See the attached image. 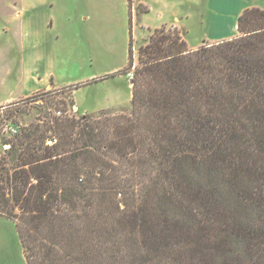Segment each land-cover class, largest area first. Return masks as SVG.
I'll use <instances>...</instances> for the list:
<instances>
[{
	"label": "trees",
	"instance_id": "1",
	"mask_svg": "<svg viewBox=\"0 0 264 264\" xmlns=\"http://www.w3.org/2000/svg\"><path fill=\"white\" fill-rule=\"evenodd\" d=\"M174 29L137 64L131 30L130 113L2 137L0 216L27 264H264V10L196 49Z\"/></svg>",
	"mask_w": 264,
	"mask_h": 264
},
{
	"label": "crops",
	"instance_id": "2",
	"mask_svg": "<svg viewBox=\"0 0 264 264\" xmlns=\"http://www.w3.org/2000/svg\"><path fill=\"white\" fill-rule=\"evenodd\" d=\"M19 1L5 0V6H9L11 11L3 12L6 13L4 15L7 18V22L5 31L0 32V105L11 104L40 90L45 91L50 88L58 89L76 83H86V81H92L101 76L117 73L128 65L129 58L127 62L125 61L117 67H108L99 72L87 74L82 80L72 83L59 82L53 62V54L64 53L63 51L58 52L55 50L56 48L52 47V29L69 28L70 25L74 27L89 25L99 28L100 26L92 24V21L98 18V15L95 13L94 7L84 5L82 0L77 1L84 7V10L80 18L75 20H71V18L64 19L60 10H57L58 14L55 15L53 11H55L56 7L51 8L49 6L50 0ZM89 1L90 4L98 3V0ZM58 3V6L61 5V2ZM124 7L129 13L130 54L134 14H136V21L144 24L141 27L142 34H144L143 29L151 31L163 26L177 28L189 48L195 49L206 42L213 43L238 36L239 16L247 8L259 7L264 10V0H133L132 7L130 6V0H125ZM153 11L156 13L157 21L151 24L147 14ZM71 12L74 13L71 17L78 15L76 8L71 9ZM141 14L142 18L140 20ZM106 16L108 17L107 14ZM69 22L72 24L68 25ZM194 23H196L195 26L201 29L202 35L196 44H191L189 34ZM96 29L94 30L96 39L92 37L90 42L91 54L90 57L88 56L90 61L102 57V55H98L99 53H97L98 50L96 49L98 45L96 40L100 36ZM17 51H21L22 55L20 57L15 54ZM105 51L106 58H108V48ZM15 55L17 56V61L14 60ZM116 76L119 81L123 79L122 75ZM110 80L107 79L102 84ZM96 84L92 83L91 85H100L99 83ZM127 92L128 96L126 99L130 101L133 96L131 83L127 86ZM122 95V89L118 87L112 88L111 91L95 99L91 107L97 106L101 108L103 105H124ZM82 105L83 103L79 104L77 102L78 108H81ZM82 107L85 108L86 106L83 105ZM1 145L3 146L2 141L0 142Z\"/></svg>",
	"mask_w": 264,
	"mask_h": 264
},
{
	"label": "rangeland",
	"instance_id": "3",
	"mask_svg": "<svg viewBox=\"0 0 264 264\" xmlns=\"http://www.w3.org/2000/svg\"><path fill=\"white\" fill-rule=\"evenodd\" d=\"M58 2H61V5L58 6ZM82 3L91 6L92 8L94 7V11L98 15V18L94 19L92 24L100 27H91L89 25L74 27L70 25L72 23L69 22V28L61 27L60 29H52V47L56 48L55 50L58 52L63 51L64 53L53 54L55 70L59 82L61 83H72L80 79L82 80L87 74L89 75L90 73L99 72L108 67H117L123 62H127L128 58H130V22L129 13L124 7L125 0H98V3L95 2L91 4L89 0H82ZM49 6L51 8L56 7L55 11H53L55 15L58 14L57 10H60L64 19L71 18V20L80 18V15L84 10V7L77 0H50ZM75 8L78 10V15L71 17L74 14L71 12V9ZM9 11H11V8L5 6V0H0V32L5 31L4 29L7 22V18L5 17L6 13L3 12ZM106 14L108 17H105ZM147 16L151 20V24H153L152 22L157 21L156 13L154 11L148 13ZM141 18L142 14L140 15V20ZM142 25H144L142 22L139 23V21H136V14H134V27L132 30L133 36L135 37L133 40V52L136 64L138 63L140 46L149 41V37L154 31V29L151 31L143 29L144 34H142ZM195 25L196 23L192 26L191 33L189 34L191 44H196L202 35L201 29ZM95 29L100 34L99 39L96 40L98 42L96 48L98 50L97 53L104 58L99 57L90 61V42L92 37L96 39V35H94ZM169 29H171V31H176L173 27H167L168 31ZM106 48L109 50L107 53L108 58H106ZM15 54L18 57L22 55L21 51H17ZM16 55L14 60L17 61ZM60 56L64 58H61ZM127 66L123 67L120 71H123ZM118 73L119 72L115 73V76L109 74L98 77L96 78L98 80L95 82H90L86 85L82 84L79 88H75L74 86L81 83L68 85L58 89L50 88L45 91L40 90L29 96L22 97L11 104L0 105V142L2 141V137L11 138L10 134L4 131L6 125L20 127L27 126L32 122H42L44 119H48L49 115H58L55 112V109H65L66 111L62 110L63 115H74L75 117L81 116L85 113H94L102 117H113L114 115L130 113L132 110L133 96L130 101L126 98L128 96L127 86H129V83L132 84L133 94L132 77L128 75L130 72ZM116 75H122L123 79L121 81L117 80L118 78L116 79ZM107 79L111 80L102 84ZM92 83H99L100 85L94 86L91 85ZM115 87L122 89L123 101H121L124 105H103L101 108H98L97 106L91 107L95 99H98L100 95L102 96L104 93L111 91L112 88L114 89ZM75 91H77L76 94H74ZM77 102L79 104L83 103L87 108L82 107L83 105L81 108H78ZM3 148L5 147L1 145L0 153L3 151ZM0 264H27L15 222L1 217Z\"/></svg>",
	"mask_w": 264,
	"mask_h": 264
},
{
	"label": "built area",
	"instance_id": "4",
	"mask_svg": "<svg viewBox=\"0 0 264 264\" xmlns=\"http://www.w3.org/2000/svg\"><path fill=\"white\" fill-rule=\"evenodd\" d=\"M128 75H129L130 77L133 78V76H134V72H133V70L130 71V73H129ZM55 112H56L58 115H61V114H62V111H61V110H56ZM19 128H20V127H17V126H15V125H6V126L4 127V131L7 132V133H9L10 136L12 137V136H15L16 134H18V132H19ZM56 142H57V138L52 137V138H50V139L47 141V144L52 145V144H54V143H56ZM3 146L5 147L4 149H9V148L11 147V143L3 144Z\"/></svg>",
	"mask_w": 264,
	"mask_h": 264
},
{
	"label": "water",
	"instance_id": "5",
	"mask_svg": "<svg viewBox=\"0 0 264 264\" xmlns=\"http://www.w3.org/2000/svg\"><path fill=\"white\" fill-rule=\"evenodd\" d=\"M132 83H133V81H132Z\"/></svg>",
	"mask_w": 264,
	"mask_h": 264
}]
</instances>
